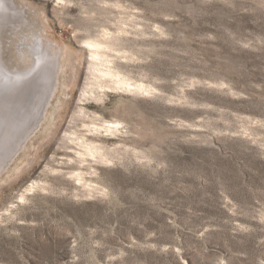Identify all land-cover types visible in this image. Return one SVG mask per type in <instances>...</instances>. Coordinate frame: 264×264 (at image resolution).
<instances>
[{"label": "rangeland", "instance_id": "obj_1", "mask_svg": "<svg viewBox=\"0 0 264 264\" xmlns=\"http://www.w3.org/2000/svg\"><path fill=\"white\" fill-rule=\"evenodd\" d=\"M0 53V264H264V0H0Z\"/></svg>", "mask_w": 264, "mask_h": 264}, {"label": "bare ground", "instance_id": "obj_2", "mask_svg": "<svg viewBox=\"0 0 264 264\" xmlns=\"http://www.w3.org/2000/svg\"><path fill=\"white\" fill-rule=\"evenodd\" d=\"M30 21V20H29ZM19 22V21H18ZM25 22V21H24ZM28 22V21H27ZM21 27H24V26H21ZM14 28V27H13ZM25 30H23V31H21V30H19L18 29V31L14 34V38H10L9 40H11L12 42H11V44H10V46H9V48L7 49V52H6V55H5V57H6V59H7V62H9L8 61V59H10L14 64H15V67H14V70H15V68H19L20 70H26V69H28L30 66H32V63H33V61H34V58H32L33 56H31L32 55V53H30V51L28 52L27 50V48H26V46L28 45H26V43H27V41H26V34H27V32L26 31H28L29 32V30L30 29H32V26L30 25V24H27L26 23V25H25ZM22 29V28H21ZM13 30V29H12ZM11 30V31H12ZM15 32V31H14ZM24 32H26V33H24ZM5 33H6V31H5ZM32 33V32H31ZM4 34V33H3ZM7 35H8V33H7ZM34 35V34H33ZM9 36V35H8ZM7 36V37H8ZM31 39H32V37H30ZM29 38V39H30ZM28 40V39H27ZM29 41V40H28ZM4 41H2V43H3ZM6 44V43H5ZM19 44H22V47L19 45ZM31 45V44H30ZM20 46V47H19ZM32 46V45H31ZM7 47V46H6ZM29 47V46H28ZM26 49V50H25ZM2 52V51H1ZM16 53V54H15ZM0 55H1V53H0ZM89 57H90V60L88 61V64H89V67H90V70H91V72L94 74V75H96V71H98L99 73L101 72V71H104V72H101L103 75H109L110 76V68H109V65H108V62L107 61H105L104 59H102V57L101 56H99L98 54H97V52L95 51V52H92L91 54H89ZM1 58V57H0ZM45 59V58H44ZM50 61V60H49ZM8 64H10V62L8 63ZM49 65V64H48ZM35 66V65H34ZM36 66H37V62H36ZM11 67V66H10ZM38 67L39 68H41L42 70L41 71H43L44 69H46L49 73H50V71H52V63H50V66H47L45 63H43V64H38ZM35 69V68H34ZM32 70H33V68H32ZM40 70V69H39ZM36 71V70H35ZM34 71V72H35ZM33 72V73H34ZM22 73V72H21ZM26 73V72H25ZM31 73H32V71H31ZM41 73V72H40ZM44 72H42V74H43ZM48 73V74H49ZM23 74V73H22ZM47 74V73H46ZM27 75V74H26ZM25 75V76H26ZM36 75V74H35ZM44 76V78H45V73L43 74ZM24 76V75H23ZM40 76V75H39ZM36 77H38V76H36ZM42 77V76H41ZM111 77V79H110V81L112 82V84H113V87L114 88H119V89H121V88H123L125 85H126V82L124 81V80H122V79H120V76L119 75H117V74H114V76L112 77V76H110ZM17 78H20V77H18L17 76ZM21 78H23L22 76H21ZM21 78H20V80H21ZM34 78V77H33ZM40 78V77H39ZM27 79V78H26ZM35 79V78H34ZM33 79V80H34ZM30 82H31V80L30 79H28ZM25 81V80H24ZM28 81H26V83H27ZM37 82L39 83L40 82V79H39V81L37 80ZM18 83V82H17ZM25 82H23V84H26ZM36 82H34V88H32L33 90L36 88V87H38V86H36L35 87V84ZM37 83V84H38ZM20 84H22V83H20ZM31 84V83H30ZM33 84V83H32ZM18 85V84H17ZM39 85V84H38ZM20 86H23V85H20ZM27 86V85H26ZM30 87H32V86H30ZM41 87V85L39 86V88ZM15 89L17 88V86L16 87H14ZM25 88V87H24ZM14 89V90H15ZM18 90V89H17ZM19 90H25L24 92H22V93H20V91H16L17 93H20V94H22L23 96L25 95L24 93L25 92H27L28 91V88H26V89H20L19 88ZM39 90V89H38ZM37 91V90H36ZM15 92V93H16ZM32 93H33V91H31ZM32 93H27L26 95H32ZM11 94H12V92H11ZM10 94V95H11ZM12 95H14V94H12ZM21 95V96H22ZM26 95L24 96V97H26ZM20 96V95H19ZM12 97H16L15 95L14 96H12ZM17 98H19V97H17ZM28 98V97H27ZM22 99V98H21ZM25 99V98H24ZM23 99V100H24ZM13 100V99H12ZM17 101V100H16ZM25 101V100H24ZM21 103H23V102H21ZM20 103V104H21ZM20 104L18 105V106H20ZM15 106H17V105H15ZM6 109V108H5ZM15 109H16V107H15ZM14 110V109H13ZM19 141V140H18ZM16 142L14 145H15V147L18 145V143L20 142ZM8 148V147H7ZM9 149V148H8ZM7 149V150H8ZM8 151H10V150H8ZM13 151V150H12ZM15 152V151H14ZM4 154V153H3ZM2 155V154H1ZM0 155V156H1ZM4 156V155H3ZM7 157H9V154H8V156ZM5 158V157H4ZM4 158L2 157V158H0V160H4ZM5 161H6V159H5ZM3 162H0V164H2ZM3 165V164H2ZM1 170V169H0Z\"/></svg>", "mask_w": 264, "mask_h": 264}, {"label": "water", "instance_id": "obj_3", "mask_svg": "<svg viewBox=\"0 0 264 264\" xmlns=\"http://www.w3.org/2000/svg\"><path fill=\"white\" fill-rule=\"evenodd\" d=\"M3 70L5 71V69H3ZM54 78H55V74H54ZM52 85H53V83L50 84L51 87H52ZM50 86H49V88H50ZM48 95H49V94L47 93L46 96H44V97H45V100H46V98L48 97Z\"/></svg>", "mask_w": 264, "mask_h": 264}]
</instances>
